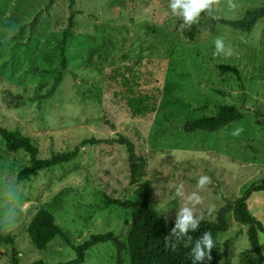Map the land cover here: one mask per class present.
<instances>
[{"label":"rangeland","instance_id":"374dc122","mask_svg":"<svg viewBox=\"0 0 264 264\" xmlns=\"http://www.w3.org/2000/svg\"><path fill=\"white\" fill-rule=\"evenodd\" d=\"M168 2L75 0V27L66 46L69 64L62 69L59 46L70 17L69 0H56L50 7L49 0H0V126L34 139L40 158L73 150L86 138L123 135L135 142L139 157L135 181L126 145L95 143L74 162L18 182L30 157L9 152L0 136V219L5 211H16L11 230L0 227L14 235L20 264L73 260L74 246L99 233L122 235L127 243L133 213L105 208L102 201L105 195L133 198L139 183H150L153 203L174 220L183 203L175 186L183 183L186 194L191 193L200 175L210 176L196 212L214 221L227 201L264 178V18L251 33L221 24L213 31L203 26L190 41ZM235 2L237 8L230 11L227 0H220L213 15L240 19L248 10L264 7V0ZM217 37L234 55H213ZM89 52L100 70L85 67ZM220 64L237 66L240 77L223 73ZM59 73L63 81L55 94L37 99ZM16 94L25 98L18 108L8 102ZM223 105L238 107L245 119L214 134L184 131L186 121L216 115ZM66 189L70 191L55 217L72 245L59 238L46 249L34 247L28 235L34 215ZM248 204L264 225V192L253 194ZM228 220L229 230L218 238L222 264L231 239L232 264H261L247 227L233 214ZM259 238L264 254V233ZM11 253V245L0 244V264H12ZM116 260L115 246L106 243L92 248L83 264ZM125 260L129 264L128 253Z\"/></svg>","mask_w":264,"mask_h":264},{"label":"trees","instance_id":"16d2710c","mask_svg":"<svg viewBox=\"0 0 264 264\" xmlns=\"http://www.w3.org/2000/svg\"><path fill=\"white\" fill-rule=\"evenodd\" d=\"M55 1L56 0H49L48 6L50 7L54 5ZM69 2L70 17L68 18L66 28L63 30V39L59 46L62 56V69H66L69 64L66 46L75 27V0H69ZM205 15L206 14H202L198 24L193 25L190 29L184 30V36L188 40L194 41L203 26L213 31L219 24L232 27L237 31L251 33L258 21L264 18V7L255 10H248L244 17L240 19L218 17L217 19L211 18V20L204 22L203 17ZM36 21L37 19L35 22ZM84 65L87 69L100 70L99 64L93 61L90 52L85 58ZM218 68L223 73H233L237 77H240L241 73L237 66L220 64ZM62 81L63 75L62 73H59L47 94L40 95L37 99L47 100L48 98H51ZM24 99L23 95L16 94L11 95L8 102L18 108L20 102ZM35 99L36 98H31L30 100L34 101ZM245 117V113L238 107L233 105H223L220 107L216 115L186 121L184 124V131L187 133H219L234 123L243 121ZM107 122L110 123L109 120H107ZM0 136L9 152L18 153L23 151L30 157L29 162L23 165L18 172V182L29 181L40 175L43 171H51L54 168L63 167L74 162L80 156L82 149L95 143L126 145L130 152L132 180L135 181L136 179L135 165L139 161L136 152V145L134 141L124 135L114 140H100L94 137L86 138L79 142L73 150L57 152L49 158H40L38 143L34 139L23 135L19 130H11L0 126ZM67 191L69 192L70 189L60 191L51 199V201L41 205L37 213L34 215L28 229V235L31 244L34 247L38 249H46L59 238L64 239L66 244L72 245L67 233L57 223L55 217V213L58 212L62 206ZM259 192H264V178L251 184L237 200L227 201L218 211L217 217L214 221L202 220L200 228L196 232L190 233L193 237V245L186 248L183 243H180L175 249L166 248L163 239L173 227L174 220H168L165 218L161 211L155 206L152 200L150 183L148 181L136 185L133 198H111L108 195H105L102 201L105 208L118 207L121 209H136L132 214V219L129 223L130 231L127 243L123 240L122 235H116L113 232L95 234L79 246H74L76 251L75 259L56 264H83L87 253L92 248L106 243H111L116 248V264H126V253L129 255V264H192V258L189 255L190 248L191 246H194L195 239H198L205 231H211L215 247L211 253V261L205 260L204 264H222L221 244L218 238L220 234L229 230V214H233L237 223L247 227V236L251 249L257 254L260 263L264 264V254L261 250L259 238L260 234L264 233V225L252 214L248 204L252 195ZM234 241L235 239H231L225 244V260L223 264H232L229 250ZM0 244L11 245L12 264H20L19 253L15 248L16 241L14 235L5 233L1 227ZM33 264H45V262L39 260Z\"/></svg>","mask_w":264,"mask_h":264},{"label":"clouds","instance_id":"9594fccd","mask_svg":"<svg viewBox=\"0 0 264 264\" xmlns=\"http://www.w3.org/2000/svg\"><path fill=\"white\" fill-rule=\"evenodd\" d=\"M220 3V0H169L168 7L171 14L182 23L179 25V30L190 29L193 25L199 23L202 14H206L212 19H217L213 15L214 8ZM229 10H235L237 4L235 0H227ZM215 51L214 56L231 57L234 55V50L230 45H226L222 37H217L214 40ZM212 183L211 177L208 175H200L197 180L196 190L191 193L185 192V186L180 183L175 186V195L179 197L183 203L177 210L173 227L169 233L163 237L166 248L175 249L177 245L183 243L184 247L193 245V237L190 233L196 232L200 228L203 220V215H197L198 206L203 205L204 200L200 195V191L207 188ZM136 209H130L129 212L134 213ZM214 211V207L208 209L209 215ZM16 219V211L8 210L0 219V226L5 231L11 230ZM215 247V242L211 231H205L195 239L194 246H191L189 255L192 258V264H204L205 260L211 261L212 251Z\"/></svg>","mask_w":264,"mask_h":264}]
</instances>
